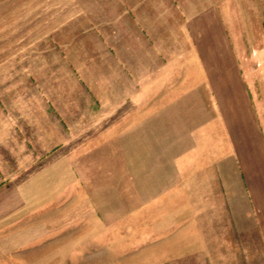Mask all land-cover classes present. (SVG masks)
Listing matches in <instances>:
<instances>
[{
	"label": "rangeland",
	"instance_id": "1",
	"mask_svg": "<svg viewBox=\"0 0 264 264\" xmlns=\"http://www.w3.org/2000/svg\"><path fill=\"white\" fill-rule=\"evenodd\" d=\"M205 11L264 133V0H0V264H206L178 260L190 218L199 250L239 252L204 205L229 186L222 145L196 147L217 132L207 101L176 99L192 87L164 67ZM192 189L210 196L179 210Z\"/></svg>",
	"mask_w": 264,
	"mask_h": 264
},
{
	"label": "crops",
	"instance_id": "2",
	"mask_svg": "<svg viewBox=\"0 0 264 264\" xmlns=\"http://www.w3.org/2000/svg\"><path fill=\"white\" fill-rule=\"evenodd\" d=\"M219 21L212 11H205L189 18L186 29L189 38L188 61L180 65L178 61L182 57L178 59V46L175 45L174 61H169L172 67L171 63L166 65L168 61L164 62V67L171 68L166 71L167 75L174 70L173 75L176 77L179 64L180 75L184 74L187 77L186 85L192 87L176 99L207 101L210 121L208 120L206 125L210 128L216 126L217 132H214L212 141L197 144L196 147H207L208 150H212L222 145L223 163L229 165L228 168L224 166L223 176L228 179L229 186L223 185L222 205L218 204V198H206L205 202H202L208 211L222 206V211L227 212L222 225L224 229L226 228L223 234L228 236H221L222 242L228 245L238 244L239 252L215 253L209 246L206 251L199 250L200 247L196 244H213V238L207 236L206 241L201 240L198 237L200 225L190 218L185 220L184 224L178 225L191 228L190 239L188 237L184 239V244L188 245L189 249H179L178 260L185 257L195 260L200 256L206 259V264H220L216 261L221 255V264H264V133L234 50L231 49ZM174 82L178 83V78ZM216 137L218 141H215ZM208 158L206 160H209ZM207 192L209 189L199 195L192 189L186 196L178 198V209L199 211L198 196L204 199L205 195L210 196ZM211 222H207V228L212 226ZM236 229L241 234L238 243L234 235L231 236ZM179 233V237L182 236V233ZM182 243L180 237L178 244Z\"/></svg>",
	"mask_w": 264,
	"mask_h": 264
}]
</instances>
